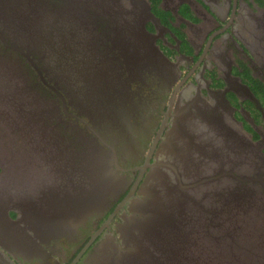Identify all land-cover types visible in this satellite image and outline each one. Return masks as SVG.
I'll list each match as a JSON object with an SVG mask.
<instances>
[{"label": "flooded vegetation", "instance_id": "flooded-vegetation-1", "mask_svg": "<svg viewBox=\"0 0 264 264\" xmlns=\"http://www.w3.org/2000/svg\"><path fill=\"white\" fill-rule=\"evenodd\" d=\"M67 7L69 16H74V12L69 10L74 8L77 16L83 19L82 23L87 22L86 25L91 26L98 34L99 40L96 41L95 47L102 57L96 63L105 65L110 71L104 81L100 79L99 86L101 83V86L105 85L108 89L109 84L111 89H118L113 95V101L118 104L114 114H121L122 105L129 108L127 115H123L120 121L119 117L113 116L110 119L113 114L106 115V109L100 108L99 112H90L97 136L91 130L93 127L90 129L89 120H85L87 124L82 122L85 115L80 114V111H83V108L76 105L82 103L79 100H75L76 103L69 101L65 95L67 86L65 87L63 82L56 83L55 78L51 76L56 74V70L50 66L47 59V50L53 45L55 48L58 43L57 37L52 35L51 26L59 15L58 12L62 13ZM253 7L255 11L251 12L249 9ZM21 22L27 26L36 25L38 31L21 33L16 27ZM142 22L147 31L145 34L141 30L142 25L137 33V25ZM0 32L3 37L2 39L0 36V74L4 73L3 70L11 74L6 77L9 84L18 76L23 81L21 92L13 88L12 94L30 95L35 100L52 104L40 109V116L35 123L27 115L21 120L25 124L16 116L2 117V121L11 124L10 128L20 134H30L34 125L38 129L41 128L42 132L47 134L48 143L43 150L49 152L51 143L57 146V151L62 152L58 153L59 155L72 159V173L58 172L56 175V182L62 191L74 193L76 184L73 182L77 179L83 190L89 188L82 181L83 177L79 176L82 171L81 151L86 147L89 149L95 139L103 150H108L105 142L116 152L117 165L113 166L127 181L125 190H128L120 193L117 201L113 203L116 206L140 176L141 167L147 163L148 151L158 136L163 120L167 117L166 122L169 125L180 109L179 117L183 118L179 121L178 133L180 134L181 130L187 132L188 137H184L188 138L187 143L181 139L180 144L177 139L172 141L175 149L171 147L168 153L162 155L163 161L169 160L171 156L174 158L176 153H195L196 146H201L202 151L196 152L201 156H192L188 168H204L208 163L203 165L204 161L199 162L203 155L209 158L205 161L216 162L218 166L224 163V166L229 168L228 180L231 183L228 184V191L232 185L237 186L239 196L246 199L239 201V206H242L239 209L243 213L235 218L232 213L231 222L228 221L227 224L228 227L232 226V229L236 228L239 233L235 243L237 251L234 248V251L228 252L230 258L224 260L225 257H222V263L237 264V259L244 256L251 259L248 260L249 264H264V252L260 253L254 249L255 244L264 243V0H0ZM6 40L10 41V44ZM238 42L248 50L250 59L241 53ZM63 47H66V44L61 46L58 53H64ZM238 61L241 64L246 62V67L238 69ZM94 64L92 59L87 61V65ZM235 68L246 70L255 85L254 90L233 75L232 70ZM26 103L30 104L27 101ZM233 103L238 104L240 116L236 115L238 110L233 107ZM113 124H116V127ZM166 129L164 126L159 133L162 138L165 137ZM149 138L152 139L147 145V152L142 156L145 147L141 141ZM156 140L158 141L148 160L150 162L155 161L157 146L161 142L160 138ZM222 148L227 156L221 159L218 154H221ZM95 151L94 148L89 149L86 157L83 155L84 160L88 158L90 179L95 157L99 163L106 157L99 153L98 157ZM162 156L160 154L157 157ZM40 163L39 179L44 185L49 183L48 180H52L55 173L51 172L54 168L47 170L44 164ZM241 167L246 170L239 172ZM150 169L147 166L142 172L136 192ZM159 178L161 179V175H158L155 182L160 180ZM69 179L71 182H68ZM37 182L32 181L35 184ZM69 183L72 186L68 185ZM43 185L40 189L32 186V196L37 199V204L35 201L30 205L43 207L40 214L44 215V209L49 203L51 212L65 216L66 212H59L52 207L60 196L54 194L57 185L46 189ZM3 187L8 190H5L6 193L0 192L1 198H10L11 188L9 189L8 183L0 181V188ZM157 187L164 189L162 183L161 187L160 183ZM216 187L213 186L211 191ZM26 188L30 193L31 186L26 185ZM238 188L243 191L239 192ZM222 195L225 198L228 196L224 192ZM224 200H221L223 204ZM245 200L248 202H244ZM249 201L252 205L257 203L255 211L259 210L260 214L252 210L247 211L251 205ZM124 206L126 209V204L123 208ZM218 211L223 216L230 213L227 204ZM51 212L45 216H50ZM112 212L106 211L99 216L94 213L88 215L87 219L77 226L76 232L71 233L74 236H61L48 243H42L45 258L32 257L27 261L20 258L21 263L49 264L50 258L53 257V264H85L88 253L105 239L106 233L112 232V236H117L115 228L121 229L118 224L121 223L119 214L122 212L118 211L108 221V226L103 227L101 232L93 237ZM9 214L13 218L16 217L13 211ZM207 225L209 223L203 220V228ZM53 226L54 223L46 230L53 229ZM39 236L41 237L40 234ZM112 236L108 239L115 244L116 237L113 239ZM38 240L41 239L38 237ZM71 256L73 258L70 260ZM10 258L14 264H20L18 260L11 256ZM239 262L247 264V261ZM198 264L206 263L200 260Z\"/></svg>", "mask_w": 264, "mask_h": 264}, {"label": "water", "instance_id": "water-1", "mask_svg": "<svg viewBox=\"0 0 264 264\" xmlns=\"http://www.w3.org/2000/svg\"><path fill=\"white\" fill-rule=\"evenodd\" d=\"M66 9L67 10H63L62 13L58 12L59 15L55 17V22L51 26L52 35L57 37L58 43L55 48L53 45L46 52L50 66L56 70V74L53 73V75H51V72L50 75L55 78L56 83L61 84L63 82L62 84L67 86H65L66 89L68 88L65 95L70 99L69 101L75 102L74 100H76L78 102L79 100L82 103L81 105L75 102L76 105L83 108V111L79 110L80 114L85 115L89 122H91V129L95 127V124L90 116V112H99L101 108L106 109L107 112L109 110L108 113L110 114L113 109L118 108V104L113 101L115 100L113 95L118 92V89H111L109 84L108 89L105 85L101 86V83L99 86L100 79L104 81V78L110 71L109 68L108 70H104L103 66L96 63L97 60H101L102 57L97 53V48L95 47L96 41L99 40L98 34L91 29V26L86 25L87 22L85 24L82 23L83 19L77 16L74 8H69V10L74 12L73 17L69 16L67 13L68 7ZM125 24L129 25V23ZM140 25H142V29H140L143 31V34H145L147 31L144 28L143 22L137 25V33ZM16 27L19 28V31L23 34L24 32L38 31L36 30L38 27L34 24L27 26L25 23L21 22V24ZM62 33L67 34L64 35ZM118 33L119 32H117V34ZM0 36L3 39L1 32ZM71 40L73 41L71 46L68 47V51L62 54L58 53L61 46L67 44ZM50 45H52L51 42ZM12 48L19 49L16 46H12ZM155 49L157 48L155 47ZM90 59L95 62L92 66L87 65V61ZM111 68L112 67H110V69ZM3 71L4 73L0 74V121H2V117L8 116H16L21 121L22 117L27 115L35 123L40 116V109L45 105L52 104L50 102L46 103L43 100H35V98L30 95L14 96L12 94L13 88L21 92L23 81L21 77L18 76L9 84L6 77L11 74L8 73L7 70ZM101 95L104 96L100 98ZM62 99L64 100V96ZM26 101L30 104H27ZM64 109H66L65 106ZM179 111L180 109L172 117L169 125L166 122L167 117L162 122L158 136L156 137V139L160 138L161 142L157 146L154 162L148 160L158 140H154L153 145L148 151L147 163L141 167V174L145 171L147 166L153 169L152 172H150V169L146 173L144 181L136 192L135 190L139 183L140 174L134 186L123 200L117 204L105 224L96 231L93 237L99 234L103 227L108 226V221L119 211L122 212V215L119 214L121 223L118 224L121 229L118 227L115 228L118 233L117 236H112V232L106 233L105 239L96 244L91 253H88L85 264L88 262L90 264H127V262L128 264H198L200 260L205 261L206 264H215L212 260L213 258H219V256H223V254L234 251L239 233L236 228L232 229V226L228 227L227 224L232 213L234 214V218L236 215L243 213L239 209L242 207L239 206V201L246 198L239 196L237 193V186L232 185L231 190L228 191V184L231 183V181L228 180L230 172L227 171H229V168L224 166V163L218 166L216 162L205 161L209 159L206 155H203L199 162L204 161L203 165L208 163L206 165L207 167L194 170L184 166L176 156H174L176 159L171 156L168 162H163L162 155L166 154V146H170V143L172 145V141L181 139L185 140L187 143L188 138H183L187 137V132L178 133V124L183 118L182 116L179 117ZM121 116H119V118ZM80 120H82V118ZM82 122L87 124L85 120H82ZM21 123L23 122L21 121ZM23 124H25V122ZM164 126H166L167 129L164 135L165 137L162 138L159 133H161ZM91 130L96 136L98 135L93 128ZM21 135L27 138L30 151H32L31 157L33 162L30 160V165L26 168L17 166L16 171L19 172V175L15 178L10 174L9 170H6V163L4 164L0 159V165L3 168V173H0V181L8 183L9 189L11 188L10 198H1L0 196V264H14L10 256L18 260L20 264H22L20 258L24 261L32 257L45 258L41 246L42 243H48L50 240L57 239L61 236H74L71 233L76 232L77 226L82 224L87 219L88 215L94 213L99 216L108 211L112 203L117 201L120 193L125 191L127 184L124 177L117 175L112 167V164L117 165V158L115 160L113 157H116V152L105 142L104 144L108 147V150H103L94 139V143L92 146H89V149L94 148L98 157L99 155H103L107 158V155H110L109 157L113 159L114 163L108 158L111 165L109 168L105 167L106 170L105 168H101L99 163L95 161V163H93L92 177L90 179L88 158H85V160L83 158V155L86 157L89 149L88 147L84 148L81 151L82 159L80 161V170L86 171V176L88 178L81 179L86 184V187L88 186L89 188L83 190L80 181L77 179L73 182V184H76L74 193H65L56 182V175L58 172L62 174L67 171L72 173V167L74 166L73 162H71L72 159H65L63 156L59 155L58 153L62 152L57 151V146L51 143L49 144L51 147L49 152L43 150L44 147L48 145L47 134L42 132L41 128H36L35 125L31 127L30 134L27 135L25 132H22ZM42 150L44 153L41 152ZM160 154L162 157H157ZM41 156L42 158H40ZM200 156V153L193 154L194 158H199ZM58 159L61 161L59 162ZM7 162L9 163L10 161ZM40 162L44 164L47 170L54 168L51 172L55 173V175L52 176V180H48L49 183H45L44 185L42 180L39 179ZM65 168H68V170ZM103 169L107 171L106 176L102 174ZM156 169L157 171H161V179L159 178L160 180L154 182L155 179H158ZM248 169L250 170V168ZM245 170L246 168L241 167L238 171L243 172ZM76 171L77 168H75V173ZM168 171H172V173H175V176L177 174L180 177L181 186L179 189L182 191L181 196L177 197L179 200L172 199L173 205L169 210L168 206L166 209H163V211H160L156 207L152 210H147L143 208L141 204H134L137 199L140 202L147 199L151 200L152 197L158 195L159 192L161 193V188L157 187L158 183H160V187L162 183L163 188L165 184L169 186L176 184L174 182L175 179L170 178ZM172 176L174 177L173 174ZM32 181L38 182L35 184L32 183ZM68 182H71V179H69ZM153 183H156V185H153ZM26 185L31 186L30 193L27 192L28 189ZM42 185L45 189L57 185V187H55L56 193L54 194L60 196L57 198L55 204H53L54 207L61 209L60 212H66L65 216L63 215L60 218L61 213L51 212L49 203L44 209V215H41L40 212L32 214L28 205L35 201L37 204V199L32 196V186L40 189ZM68 185L72 186L71 183ZM194 186L197 187L190 192L189 190H192ZM213 186L217 187L212 192L211 188ZM5 190L8 189L6 187L0 188L1 193H6ZM141 191L143 192L141 193ZM238 191L242 192L243 190L241 191V189L238 188ZM222 192L228 194V196L225 198ZM175 193L177 194L178 192ZM32 198L35 200L33 201ZM222 199H225L223 201L224 204L221 201ZM247 200L244 202L247 203ZM249 203H251V201H249ZM58 204H60L59 207L56 206ZM125 204L126 209L123 208ZM225 204H227L230 213L224 214L225 216H223L220 215L218 210ZM38 208L43 210V207H39V205ZM173 208L175 209L173 210ZM250 210L248 206L247 211ZM10 211L16 213L15 218L10 216ZM48 212H51L50 216H45ZM125 217L130 219V222L132 221V223L136 224V228L134 227L129 230L131 232L130 235L126 234ZM203 220H206L207 224L209 223V225L204 228ZM53 223V229L46 230L48 229L47 227L52 226ZM243 223H245V221H243ZM173 227L176 228L177 237H175L173 241L172 250L168 256L165 254H158L159 256L155 258L157 255V239L168 235V237L173 240V234L170 236ZM22 230L26 233H23ZM146 234L149 235L148 239H146ZM111 236L113 239L116 237L114 240L115 244L108 239ZM156 236L158 237L155 239ZM38 237L41 240H38ZM107 242H109V245ZM263 244L264 243H258L257 246L262 247ZM177 249L178 254L176 255L175 252ZM256 249L259 251L258 248ZM239 260L242 262L247 261V264H249V261L245 260L244 256H241Z\"/></svg>", "mask_w": 264, "mask_h": 264}, {"label": "bare ground", "instance_id": "bare-ground-1", "mask_svg": "<svg viewBox=\"0 0 264 264\" xmlns=\"http://www.w3.org/2000/svg\"><path fill=\"white\" fill-rule=\"evenodd\" d=\"M72 41L73 40H71L70 42H68L67 44H66V47H70L71 46V43H72ZM55 42H56V40H55ZM66 47H63V52H67L68 51V49L66 48ZM103 67H104V70H108V67H106L105 65H102ZM104 95H101L100 96V98L101 97H103ZM75 101V100H74ZM116 109V108H115ZM115 109H113L111 112H110V114L108 113L109 112V110H108V112L106 111V113H107V115L109 114V116L111 115V114H113L112 116H110V119H112V117L114 116V118H118L120 115H127V113H128V110H129V108L128 107H125L124 105H122V109H121V114L119 115V114H114V112L113 111H115ZM99 116V115H98ZM122 116L118 119L119 121L122 119ZM115 127H116V124H113ZM180 133H186V131L185 130H181V132ZM183 137V136H182ZM187 137H188V135H187ZM184 138V137H183ZM176 140V139H175ZM177 143L178 144H180L181 143V140L180 139H177ZM197 151H202V148H201V146L199 147V146H196V152ZM221 151V154H218L220 157H221V159L224 157V156H227L226 155V152H225V149H223L222 148V150H220ZM195 152V153H196ZM194 152H192V153H190V154H186L185 152H182V153H176L175 154V156L178 158V159H180V162H183V165L184 166H186V167H188L189 166V163H190V161H191V158H192V156H193V154H195ZM110 155H107V158H104V160H103V162L101 161L100 163H99V160L95 157V161H97L98 163H99V165H100V167L101 168H105V167H107V168H109L110 167V165H111V163H110V160H108V158L109 159H111L112 161H113V159L111 158V157H109ZM113 156V155H112ZM114 158H115V156H113ZM175 158V157H174ZM176 159V158H175ZM116 160V159H115ZM167 161H169V160H166L165 162H167ZM176 161V160H175ZM222 161V160H221ZM112 163H114V161L112 162ZM173 163V162H172ZM175 163V162H174ZM114 164H112V167H113V169H114V171L116 172V174L117 175H119V176H121L119 173H118V171L116 170V168L113 166ZM116 165V164H115ZM106 169V168H105ZM107 170V169H106ZM106 170H104L103 169V176H106L107 175V171ZM152 170L153 169H151V171L150 172H152ZM156 172H157V169H156ZM169 174H170V178H174L175 180H174V182L176 183V184H174V185H171V186H169V185H166L165 184V187H164V189L163 190H161V193L159 192L158 193V195H156V196H154V197H152V199L150 200V199H147V200H143L142 202H140L138 199H137V201H135L134 202V204H137L138 203V205H142V207L143 208H146L147 210H152L154 207H156L158 210H160V211H163V209H166L167 208V206H168V210L172 207V205H173V200H179V198H177V197H180L181 196V190L179 189L180 188V186H181V182H180V177L176 174V176H175V173H172V171H170L169 172ZM172 174L174 175V177L172 176ZM87 172L85 171H80L79 172V176L81 177H85L86 179H87ZM156 180V179H155ZM155 182V181H154ZM153 185H155L154 183H153ZM177 186V187H176ZM197 186H194L193 188H192V190H189L190 192L191 191H193V190H195V188H196ZM156 188V187H155ZM156 191H157V189H156ZM175 192H178L177 194L175 193ZM180 194V195H179ZM207 198V197H206ZM173 199V200H172ZM255 201H257V202H259L258 200H255ZM251 205H250V209L252 210V211H255L256 210V204H254V205H252V203H250ZM56 206H58V205H56ZM52 207L53 208H55V209H57L59 212L61 211V209H59V208H56V207H54V205H52ZM59 207V206H58ZM28 208L32 211V214L34 213V214H36V213H38V212H40V209L38 208V206L37 205H35V204H32V205H30V206H28ZM175 208H173V210H174ZM52 210H54V209H52ZM64 212V211H63ZM255 212H258L259 214H260V211L259 210H257V211H255ZM172 214V213H171ZM61 214H60V218H61ZM172 217V216H171ZM230 219H229V222H231V215H230V217H229ZM125 220H126V226H125V230H126V234L127 235H130L131 234V232L129 231V230H131V229H133L134 227L136 228V224H134V223H132V221L130 222L129 220L130 219H127L126 217H125ZM47 234H49V233H47ZM160 234V233H159ZM172 234H173V240H171L169 237H168V235H165V236H162L161 238H159V239H157V246H156V248H157V255H156V257L155 258H157L159 255H161V254H165V255H167L168 256V254L170 253V251L172 250V244L174 243L173 241H174V239H175V237H177V234H176V228L175 227H173V230H172V233H170V236H172ZM159 236V235H158ZM158 236H156L155 237V239L158 237ZM148 237H149V235L148 234H146V239H148ZM107 244L109 245V242H107ZM174 247V246H173ZM176 248V247H175ZM174 248V249H175ZM176 255L178 254V249L176 250ZM159 254V255H158ZM220 257V256H219ZM127 264H128V262H127Z\"/></svg>", "mask_w": 264, "mask_h": 264}, {"label": "rangeland", "instance_id": "rangeland-1", "mask_svg": "<svg viewBox=\"0 0 264 264\" xmlns=\"http://www.w3.org/2000/svg\"><path fill=\"white\" fill-rule=\"evenodd\" d=\"M208 10L210 11V14H212L211 10L208 8ZM251 12H254L255 11V8L253 7L252 9L250 8L249 9ZM8 44H10V41L6 40ZM238 47L240 48L241 50V53L242 54H245L246 56H248L250 59V54L248 52V50L244 47V45L240 42L237 43ZM19 46V45H18ZM18 50V49H17ZM246 64V62H245ZM245 64H241L239 61L237 62V66H238V69L240 68H245ZM247 65V64H246ZM232 73L234 76L238 77L242 83L244 85H247L248 87L252 88L254 90V83L251 81V79L249 78V76L247 75L246 73V70L244 69L243 71H240V70H237V68L233 69L232 70ZM254 85V86H253ZM261 97V96H260ZM229 99H230V96H229ZM233 107L238 110V112L236 113L237 116H240V112H239V107H238V104L237 103H233L232 104ZM144 112V111H143ZM150 112V110L148 111ZM147 114V113H146ZM83 119L84 120H87V117L83 116ZM262 120H263V117H262ZM264 122V120H263ZM11 124H7L3 121H0V159L2 162H4V164L6 163V170H9L10 174L13 175V177L17 178V176L19 175V172L16 171V167L17 166H23V167H27L28 165H30V160L31 162H33L32 160V157H31V152L30 151V148H29V145L27 143V138H25V136L21 135L19 132H15V130H13L12 128H10ZM81 126L85 127V125L83 124H80ZM150 127V126H149ZM94 129V127H93ZM96 129V128H95ZM97 131H99L98 129H96ZM100 132V131H99ZM152 138H149V139H146V140H142L141 143L144 144V151L142 152V156H143V153L146 154L147 152V145L150 144V141H151ZM167 149L165 150L166 153H168V148L170 147H174L175 149V146L174 145H171L170 146H166ZM80 148V146L78 147ZM169 148V150H170ZM164 150V149H163ZM7 161H10L9 163ZM35 162H38L36 160H34ZM165 162V161H163ZM168 162V161H167ZM16 163V164H15ZM204 168H206V166H204ZM161 169V167H160ZM27 170V169H26ZM25 170V171H26ZM0 173H3V168L2 166L0 165ZM126 173V171L124 172ZM157 177L158 175H161V171H157ZM55 180V179H54ZM56 181V180H55ZM130 185V184H129ZM128 189H126L124 192H126ZM123 197V196H122ZM114 203V202H113ZM112 203L111 207L109 208L108 212L109 211H113L115 209V207L117 206H114V204ZM114 206V207H113ZM125 208V206H124ZM107 216V215H106ZM106 216L104 218H106ZM118 217V216H116ZM95 229V228H93ZM91 231V230H90ZM256 247L254 248L255 251H257L256 248H258L259 252L262 253V251H264V246L262 247H259L257 246L258 244H255ZM262 249V250H261ZM235 251L236 248H235ZM257 254V253H256ZM84 255V254H83ZM82 255V256H83ZM81 256V255H80ZM81 256V257H82ZM258 256V255H257ZM221 258L222 257H225L224 260H228L230 257L228 254L224 255V256H220ZM73 258V256L70 257V260ZM250 258L249 257H245V260H249ZM259 259V258H258ZM53 260L54 258L51 257L50 260H49V264H53ZM213 262L215 264H219V258H213L212 259ZM238 260V261H237ZM236 263L237 264H241L239 261V259H237ZM260 260V259H259ZM90 261V260H89ZM75 263V262H74ZM73 263V264H74ZM89 263V262H88ZM87 263V264H88ZM77 264V263H76ZM90 264V263H89ZM220 264H223L222 261H220Z\"/></svg>", "mask_w": 264, "mask_h": 264}, {"label": "trees", "instance_id": "trees-1", "mask_svg": "<svg viewBox=\"0 0 264 264\" xmlns=\"http://www.w3.org/2000/svg\"><path fill=\"white\" fill-rule=\"evenodd\" d=\"M15 133V132H14ZM223 259L221 257H219V261H222Z\"/></svg>", "mask_w": 264, "mask_h": 264}]
</instances>
